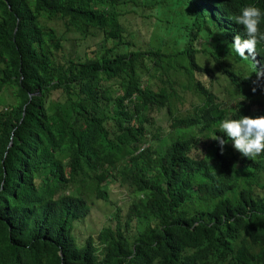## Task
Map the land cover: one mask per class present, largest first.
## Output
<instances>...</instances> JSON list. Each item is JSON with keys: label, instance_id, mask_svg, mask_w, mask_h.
I'll return each mask as SVG.
<instances>
[{"label": "trees", "instance_id": "trees-1", "mask_svg": "<svg viewBox=\"0 0 264 264\" xmlns=\"http://www.w3.org/2000/svg\"><path fill=\"white\" fill-rule=\"evenodd\" d=\"M246 6L264 13V0H0V264H264V153L218 131L264 116V42L248 61L229 48ZM111 181L133 197L77 246L85 192L107 200Z\"/></svg>", "mask_w": 264, "mask_h": 264}, {"label": "clouds", "instance_id": "clouds-1", "mask_svg": "<svg viewBox=\"0 0 264 264\" xmlns=\"http://www.w3.org/2000/svg\"><path fill=\"white\" fill-rule=\"evenodd\" d=\"M262 15L264 13L258 7L246 6L234 17V22L243 26L246 38L236 35L229 48L243 61H248L249 57L254 59L257 45L264 42V33H261L259 28ZM254 67L257 78L254 84L264 81V68H257L256 65ZM255 90L253 88V92ZM218 131L232 141L234 149L247 159H254L264 153V116L224 119L220 122ZM215 140L221 149L227 143L220 136H216Z\"/></svg>", "mask_w": 264, "mask_h": 264}, {"label": "rangeland", "instance_id": "rangeland-1", "mask_svg": "<svg viewBox=\"0 0 264 264\" xmlns=\"http://www.w3.org/2000/svg\"><path fill=\"white\" fill-rule=\"evenodd\" d=\"M148 36H150V34H147V32L144 31L141 35L140 34L138 35L139 41L141 43H145ZM152 41L153 42L151 43L153 44L155 40L152 39ZM94 42L95 39L90 40L91 44H93ZM162 49H164V46H162ZM171 60L172 58H169L166 61H169L170 63ZM179 79L183 80V77H180ZM144 80L145 77L142 78L143 83ZM210 81L211 82L209 89L219 97V99L216 100V102L220 103L222 106L226 105V101L223 98L225 95L221 93V88L224 86V80L221 71L215 70L211 75ZM191 98L193 97L187 95V98H184L183 100L184 105L178 106L179 109L181 110H183L184 108L188 109L190 107ZM6 101H9V99L8 98L5 99L4 97L0 98V109L4 105V103H6ZM163 122L164 119H159V118L157 119L158 124L163 125ZM129 152H130V148L128 146H124L118 149L117 158L120 159ZM90 187L91 186H88V188ZM105 188L107 191V198H108L107 200L94 198L93 194H90V192L87 193V191L84 194L86 195L89 204V211L87 215L83 217V219L81 220L77 219L74 222L73 232L75 235V244L77 246L81 245L82 241L86 238V236L90 235L92 237H95L98 230L101 229V227L106 224L110 214L115 211V208L119 207L125 211L128 202L133 197V192L130 188H128L127 186H121L116 181H111L110 183L107 182L105 184Z\"/></svg>", "mask_w": 264, "mask_h": 264}, {"label": "water", "instance_id": "water-1", "mask_svg": "<svg viewBox=\"0 0 264 264\" xmlns=\"http://www.w3.org/2000/svg\"><path fill=\"white\" fill-rule=\"evenodd\" d=\"M10 143H8V145H9Z\"/></svg>", "mask_w": 264, "mask_h": 264}]
</instances>
